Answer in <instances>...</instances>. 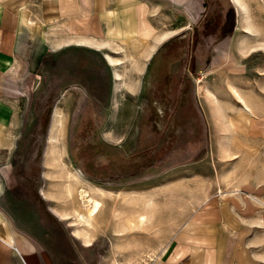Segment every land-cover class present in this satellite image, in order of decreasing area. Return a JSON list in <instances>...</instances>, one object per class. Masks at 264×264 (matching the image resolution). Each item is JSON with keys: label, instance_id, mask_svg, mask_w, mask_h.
I'll return each mask as SVG.
<instances>
[{"label": "rangeland", "instance_id": "1", "mask_svg": "<svg viewBox=\"0 0 264 264\" xmlns=\"http://www.w3.org/2000/svg\"><path fill=\"white\" fill-rule=\"evenodd\" d=\"M243 1L117 0L114 46L13 74L0 217L60 264H177L176 242L179 264L255 263L241 253L264 244V0ZM83 192L103 204L87 225Z\"/></svg>", "mask_w": 264, "mask_h": 264}, {"label": "crops", "instance_id": "2", "mask_svg": "<svg viewBox=\"0 0 264 264\" xmlns=\"http://www.w3.org/2000/svg\"><path fill=\"white\" fill-rule=\"evenodd\" d=\"M115 2L117 0H0V151L10 144L11 126L15 123V112L5 98L7 80L16 73L14 77L23 71L34 72L49 55L70 46L101 51L97 46L101 42L113 45L105 34L111 31L109 21L115 15ZM238 98L245 102L241 95ZM244 106L245 111H251L247 103ZM40 241L32 235L31 229L12 226L8 219L0 217V264H60L53 248L43 246ZM231 245L236 247V242ZM242 247L243 257L250 255L246 248L250 247L254 250L253 264H264V244L259 243L258 237ZM183 249L185 245L179 242L172 245L169 255L174 261L178 260L177 264L188 257Z\"/></svg>", "mask_w": 264, "mask_h": 264}, {"label": "bare ground", "instance_id": "3", "mask_svg": "<svg viewBox=\"0 0 264 264\" xmlns=\"http://www.w3.org/2000/svg\"><path fill=\"white\" fill-rule=\"evenodd\" d=\"M234 4L237 6V7H239L241 10H242V12L245 14L246 12H244V11H246V3H244V1L243 0H234ZM249 33V32H248ZM165 38H167L166 36H165ZM161 39V38H160ZM163 39V38H162ZM161 39V40H162ZM160 40V41H161ZM79 44V43H78ZM87 44V43H86ZM79 45H83V44H79ZM100 47V46H99ZM101 48V47H100ZM99 48V49H100ZM107 48V47H106ZM107 60H108V62H109V64L111 65V66H114V65H116V62H115V60L114 59H111L110 57H107ZM244 103H246V102H244ZM249 106V105H248ZM58 111V110H57ZM55 112V117H54V123H53V135L51 136V141H54V142H57V137H56V133L57 132H59L60 131V127H61V124H62V116H61V114L59 113V112ZM250 112V111H249ZM55 133V134H54ZM76 174H77V171H76ZM79 175H81V174H79ZM78 175V176H79ZM82 178V177H81ZM82 179H84V178H82ZM79 180H80V178H79ZM96 188V187H95ZM94 189V188H93ZM97 189L100 191V192H103L104 190L102 189V188H99V187H97ZM96 189V190H97ZM97 190V191H98ZM70 193V192H69ZM87 193V192H86ZM86 193H82V196H83V201H84V207L86 208V214L85 215H83L82 213H79V216H78V218L80 219V220H82L81 222H83V224H85V225H87V224H90V221H92V220H94L98 215H99V213L101 212V210H102V207H103V204H102V202L101 201H99V200H97V199H95L94 197H92V196H90L89 194V196L86 194ZM45 193H44V197H45ZM72 195V194H71ZM46 197L48 198V196L46 195ZM52 212H53V214L55 215V216H57L59 219H61V220H67V219H69V217H68V215L67 214H61V213H59L58 211H56V210H54V209H52ZM141 220L142 221H144L145 220V218L144 217H141ZM92 223V222H91ZM73 235L77 238V239H79V240H81V241H83L84 242V246H86V247H90V246H92V244L90 243V240L87 238V235H85V234H83V233H81V231H78V230H75L74 231V233H73Z\"/></svg>", "mask_w": 264, "mask_h": 264}]
</instances>
